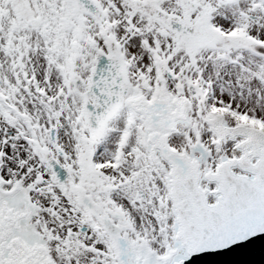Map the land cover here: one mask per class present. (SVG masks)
Wrapping results in <instances>:
<instances>
[{
  "label": "snow or ice",
  "instance_id": "obj_1",
  "mask_svg": "<svg viewBox=\"0 0 264 264\" xmlns=\"http://www.w3.org/2000/svg\"><path fill=\"white\" fill-rule=\"evenodd\" d=\"M257 244L264 0H0V264Z\"/></svg>",
  "mask_w": 264,
  "mask_h": 264
},
{
  "label": "water",
  "instance_id": "obj_2",
  "mask_svg": "<svg viewBox=\"0 0 264 264\" xmlns=\"http://www.w3.org/2000/svg\"><path fill=\"white\" fill-rule=\"evenodd\" d=\"M201 259L204 258L194 257L193 262H189V264H194L195 261ZM231 259L235 262V264H264V248L257 244L248 250L233 254Z\"/></svg>",
  "mask_w": 264,
  "mask_h": 264
}]
</instances>
